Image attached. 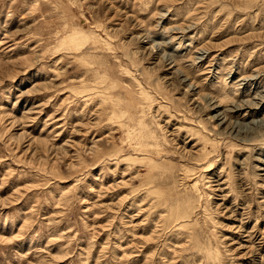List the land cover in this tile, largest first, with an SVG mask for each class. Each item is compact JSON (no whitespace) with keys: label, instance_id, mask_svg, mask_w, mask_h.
Instances as JSON below:
<instances>
[{"label":"rangeland","instance_id":"rangeland-1","mask_svg":"<svg viewBox=\"0 0 264 264\" xmlns=\"http://www.w3.org/2000/svg\"><path fill=\"white\" fill-rule=\"evenodd\" d=\"M0 264H264V0H0Z\"/></svg>","mask_w":264,"mask_h":264}]
</instances>
